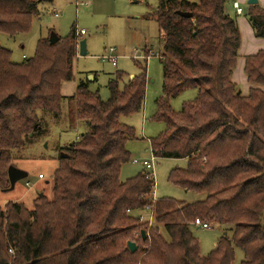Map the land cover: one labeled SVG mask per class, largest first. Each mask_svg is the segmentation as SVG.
Returning <instances> with one entry per match:
<instances>
[{"label":"trees","instance_id":"1","mask_svg":"<svg viewBox=\"0 0 264 264\" xmlns=\"http://www.w3.org/2000/svg\"><path fill=\"white\" fill-rule=\"evenodd\" d=\"M42 1L49 0H0V33H27ZM227 2L160 0L152 13L163 35V96L153 119L165 130L150 140L151 149L157 158L187 159L168 180L205 193V200H158L153 224L140 223L135 215L149 203L154 180L144 171L120 180L135 137L120 117L142 109L146 70L122 89L118 73L107 101L81 81L70 99L74 121L88 130L60 149L50 199L38 195L30 208L0 203V264H233L235 249L243 253L240 264H264V50L245 57L250 88L237 95L231 79L241 37ZM245 15L255 37L264 39V10L250 5ZM75 41L74 30L55 44L39 40L34 56L21 63L0 44V194L11 186V150L41 127L37 111L62 115L61 86L73 79ZM187 90L196 97L174 111L170 99ZM195 219L227 226L207 256L189 229Z\"/></svg>","mask_w":264,"mask_h":264},{"label":"rangeland","instance_id":"2","mask_svg":"<svg viewBox=\"0 0 264 264\" xmlns=\"http://www.w3.org/2000/svg\"><path fill=\"white\" fill-rule=\"evenodd\" d=\"M160 0H49L38 4L40 11L33 19L27 33L9 36L0 33V44L11 52V61L21 63L34 56L37 41L52 37L66 39L72 30L83 29L85 35L78 39L86 41L87 54L76 56L73 60V79L61 86L62 115L59 118L49 113L37 111L41 127L34 134L24 137L23 146L11 150V162L14 168L24 173L4 194H0V203L5 205L9 200L20 201L27 208L38 195L52 197L53 172L57 167L58 154L61 148L75 142L88 128L83 122L74 121L73 101L70 99L79 82H86L91 93H98L102 101L110 97L108 84L122 73L119 89H122L132 77L146 70L145 98L142 109L120 122L134 131V139L129 140L127 149L130 160L120 170V180L126 181L144 171L141 162L151 157L150 140L159 136L165 125L153 119L155 102L163 96V72L159 59L162 50L163 35L152 13ZM197 2L198 0H187ZM248 1V0H247ZM246 1V5H247ZM241 5V4H240ZM245 5V4H244ZM243 5V7H244ZM58 16H55V14ZM240 16H243L240 15ZM247 24L250 25L246 15ZM254 34V31H253ZM256 40H262L257 37ZM77 40L75 41L76 44ZM239 54V52H238ZM115 56L113 66L108 56ZM148 55L149 59L136 58ZM242 57H238L240 61ZM243 74V73H242ZM241 90L242 85L236 86ZM196 97L195 90L184 91L176 98L170 99L171 108L178 112L182 104ZM187 167V159L158 157L153 168L154 197L157 200L172 199L183 204L204 201L205 193L185 191L168 180L171 170ZM42 176L40 178L39 176ZM208 229L190 225L192 235L198 239L200 252L207 256L218 239L227 233L225 225L210 222ZM162 236L168 239L160 228ZM235 261L240 264L243 253L235 249Z\"/></svg>","mask_w":264,"mask_h":264},{"label":"crops","instance_id":"3","mask_svg":"<svg viewBox=\"0 0 264 264\" xmlns=\"http://www.w3.org/2000/svg\"><path fill=\"white\" fill-rule=\"evenodd\" d=\"M234 1H237L239 2V4H241L240 6L244 10L243 16H237L235 14L234 9L232 8V3ZM246 1L247 0H228L225 6V11L231 17L235 18L239 31H240L241 46L239 50V55L240 57H242V59H240V61L237 60L231 80L236 86L238 84L242 85V88L240 90L242 95H247L248 90L250 88V85L247 82L246 75L244 74V71H243L245 57L255 55L258 51L264 50V39L256 40L254 38L253 31L251 30L249 24H247L244 18L245 14L248 11V6H249V5H246ZM257 4L264 10V0H258ZM138 164H140V162H138Z\"/></svg>","mask_w":264,"mask_h":264},{"label":"built area","instance_id":"4","mask_svg":"<svg viewBox=\"0 0 264 264\" xmlns=\"http://www.w3.org/2000/svg\"><path fill=\"white\" fill-rule=\"evenodd\" d=\"M232 8L234 9L235 14L237 16H240V15L244 14V10L240 6L239 2L234 1L232 3ZM55 16H58V14L56 13ZM83 35H85V31L83 29L78 30V31L75 32V37H76V40H77V42H76V53H77L76 56L79 55V41H78V39L81 38ZM136 58H142V59L148 60L149 56H146V55H144V57L136 56ZM105 59L110 60L113 66L116 65L115 61H116L117 58L115 56L111 55V56H108ZM156 158L157 157H156L155 153L153 152V149H151V157H150V159H148V160L145 159V160H142L140 162L141 166L144 169V173L146 174V177L148 179L153 178V180H154L153 168H154V165H155ZM138 162L139 161H137V160L133 161V163H138ZM39 177L42 178L41 175ZM157 201L158 200L155 199V197H154V187H153V191L149 195V203L142 210L137 211V213L135 215L140 223H145V224H147L148 227H150L153 224V222L155 220V204H156ZM193 226L199 227V228H202V229H208L209 228V224L208 223L202 222L199 219H195L194 220Z\"/></svg>","mask_w":264,"mask_h":264},{"label":"water","instance_id":"5","mask_svg":"<svg viewBox=\"0 0 264 264\" xmlns=\"http://www.w3.org/2000/svg\"><path fill=\"white\" fill-rule=\"evenodd\" d=\"M258 0H248L247 1V5H255L257 4ZM177 14L181 17L184 18H191V14L187 13V12H177ZM58 41V38L52 37L49 38V43L50 44H55ZM87 54V50H86V41L85 40H81L79 42V55L80 56H85ZM241 91H237V95H240ZM8 178H9V182L10 185L13 186L15 184V182L22 178L24 176V173L21 171H18L16 168H14L12 165H10L8 167ZM141 236L144 239L145 238V233L141 232ZM128 249L130 250V252L134 253L137 250V246L134 242H128Z\"/></svg>","mask_w":264,"mask_h":264}]
</instances>
